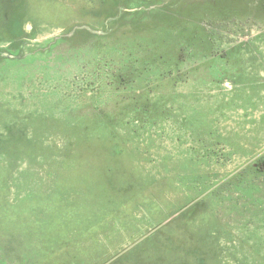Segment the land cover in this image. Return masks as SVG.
<instances>
[{
	"label": "rangeland",
	"instance_id": "374dc122",
	"mask_svg": "<svg viewBox=\"0 0 264 264\" xmlns=\"http://www.w3.org/2000/svg\"><path fill=\"white\" fill-rule=\"evenodd\" d=\"M0 264H264V0H0Z\"/></svg>",
	"mask_w": 264,
	"mask_h": 264
}]
</instances>
